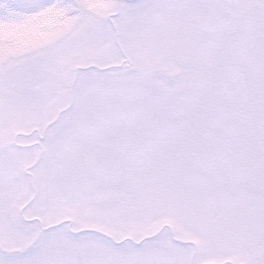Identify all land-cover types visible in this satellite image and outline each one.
Masks as SVG:
<instances>
[{"label": "snow or ice", "instance_id": "1", "mask_svg": "<svg viewBox=\"0 0 264 264\" xmlns=\"http://www.w3.org/2000/svg\"><path fill=\"white\" fill-rule=\"evenodd\" d=\"M0 264H264V0H0Z\"/></svg>", "mask_w": 264, "mask_h": 264}]
</instances>
